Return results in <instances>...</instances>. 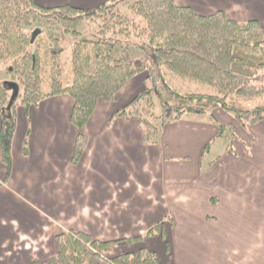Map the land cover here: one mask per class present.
Listing matches in <instances>:
<instances>
[{
	"label": "crops",
	"instance_id": "1",
	"mask_svg": "<svg viewBox=\"0 0 264 264\" xmlns=\"http://www.w3.org/2000/svg\"><path fill=\"white\" fill-rule=\"evenodd\" d=\"M34 1L92 9L109 0ZM174 2L199 15L222 11L229 19L256 20L264 28V0ZM147 85L141 73L113 100L97 101L80 130L87 142L76 163L72 155L79 130L70 120V95L16 108L8 175L0 154V225L22 227L14 230L18 239L0 241L11 243V249H0V259L7 250H18L7 258L10 263L1 264H50L55 237L63 231L100 242L126 241L160 220L163 235L118 242L114 255L144 246L162 264H264V120L244 128L215 108L214 121L187 115L164 125L156 143H144L137 120L114 113ZM218 138L224 142L221 152L204 160Z\"/></svg>",
	"mask_w": 264,
	"mask_h": 264
},
{
	"label": "trees",
	"instance_id": "2",
	"mask_svg": "<svg viewBox=\"0 0 264 264\" xmlns=\"http://www.w3.org/2000/svg\"><path fill=\"white\" fill-rule=\"evenodd\" d=\"M40 19L70 36L69 53L64 59L60 56L67 49L53 45L61 39L49 35V44L43 46L48 49L40 52L39 29L35 33L26 31ZM91 22L96 23V31L81 38L79 27ZM55 57L60 61H54ZM161 68L207 85L214 92H181L166 83ZM0 69L10 75L8 81L0 80V154L6 175L12 165L18 106L27 108L48 96L70 95V120L79 130L72 155L76 163L87 142L80 130L97 101L113 100L132 77L141 73L148 85L114 116L135 118L144 143H156L164 125L187 115L212 121L215 108L231 115L244 128L264 120V28L256 20L229 19L222 11L199 15L174 0H109L92 9L69 4L44 7L34 0H0ZM12 84L18 89L11 100ZM154 98L159 113L154 111ZM223 132L224 126L219 124V136ZM208 148L204 147L203 154ZM163 225L160 220L144 234L126 241L100 242L81 232L63 231L55 237L57 252L49 263L162 264L157 254L144 246L108 258L101 252L118 242L134 244L157 232L163 235Z\"/></svg>",
	"mask_w": 264,
	"mask_h": 264
},
{
	"label": "rangeland",
	"instance_id": "3",
	"mask_svg": "<svg viewBox=\"0 0 264 264\" xmlns=\"http://www.w3.org/2000/svg\"><path fill=\"white\" fill-rule=\"evenodd\" d=\"M124 11V10H123ZM39 29V35H38V39L39 41L42 42V47L38 48L40 52H44L45 49L48 48H44L43 46H47L49 44L48 42V36L49 35H53L59 39H61L60 42L54 43V47L55 45L58 46L60 49H64V48H68V41L70 36L67 34H63L62 29L59 26H53V27H48V25L46 24L44 19H40L35 21L33 24H31L30 26H28L26 28V31L30 32V31H34L38 32ZM79 30L81 32V38H86L88 37L90 32H95L96 31V23L91 22L90 25H82L81 27H79ZM47 51V50H46ZM66 53H63L62 56L63 59L67 56V54L69 53V50L67 49V51H65ZM56 56H59L56 55ZM51 61V60H50ZM54 61H60V59H58V57L54 58ZM67 67H68V62L66 63ZM44 70V68H43ZM46 71V70H44ZM161 71L163 73L164 79L166 81V83L170 86L173 87L181 92H207V93H213V89L207 85H202V84H196L194 82L189 81L186 78H182L180 76L171 74L170 72H168L165 68H161ZM48 72V71H47ZM46 72V73H47ZM49 73V72H48ZM10 78V75L4 70V69H0V80L3 81H8V79ZM149 83V82H148ZM154 103H155V108L154 111L155 113H159L160 112V106L159 103L157 101V99L154 98ZM229 141V140H227ZM224 146V142L221 139H217L213 145V147H211L209 154L205 157L204 160L206 159H210V158H214V155L216 156V154H218L219 152H221L222 148ZM22 225L18 224V223H12V222H8V223H4L3 226L0 225V241H2L3 239H7L8 242H12L13 239L17 238L19 236L16 235V233L14 232V230L21 228ZM56 231H49V235L53 236ZM48 233H38V235H43L46 236ZM48 237V236H46ZM51 237L49 236V239ZM11 243H6V244H0V249L1 250H5V249H11L10 248ZM19 246V245H16ZM15 246V247H16ZM5 248V249H4ZM45 248L48 249V246H45ZM13 252H9L7 250V252L9 253H2V254H6L2 257V259H0V262L4 263V262H8L10 263V259H7L8 257H12L14 254L16 253L18 250L13 249ZM116 250L115 249H108L106 251H102L101 254L103 255V257L108 258L110 256H113L115 254ZM101 257V256H100ZM101 260H104L105 258H103ZM33 261V260H32ZM32 261L29 263L31 264ZM47 262V260L45 261V263ZM59 263V262H58ZM1 264V263H0ZM25 264V263H23Z\"/></svg>",
	"mask_w": 264,
	"mask_h": 264
},
{
	"label": "water",
	"instance_id": "4",
	"mask_svg": "<svg viewBox=\"0 0 264 264\" xmlns=\"http://www.w3.org/2000/svg\"><path fill=\"white\" fill-rule=\"evenodd\" d=\"M11 85V84H10ZM12 86H14V89H13V93H12V96H11V100L16 96V94H17V86L16 85H13L12 84Z\"/></svg>",
	"mask_w": 264,
	"mask_h": 264
}]
</instances>
